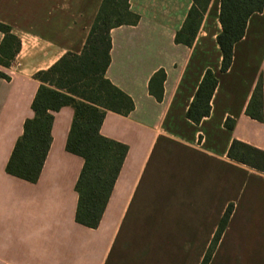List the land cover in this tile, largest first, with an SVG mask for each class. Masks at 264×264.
I'll list each match as a JSON object with an SVG mask.
<instances>
[{
    "label": "crops",
    "instance_id": "1",
    "mask_svg": "<svg viewBox=\"0 0 264 264\" xmlns=\"http://www.w3.org/2000/svg\"><path fill=\"white\" fill-rule=\"evenodd\" d=\"M101 0H0V22L20 40L0 67V264H200L227 207L233 210L208 264H264V172L230 160L237 140L264 151V0L220 72L219 0L190 47L174 42L192 0H129L136 25L110 30L105 78L133 102L107 111L100 134L127 147L95 228L75 221L83 159L66 151L71 107L53 112L50 146L34 183L6 172L40 85L34 75L84 46ZM3 34L0 32V42ZM217 86L209 115L185 116L205 70ZM163 70L160 101L148 84ZM261 77L263 118L245 114ZM234 121L226 129V119Z\"/></svg>",
    "mask_w": 264,
    "mask_h": 264
},
{
    "label": "trees",
    "instance_id": "2",
    "mask_svg": "<svg viewBox=\"0 0 264 264\" xmlns=\"http://www.w3.org/2000/svg\"><path fill=\"white\" fill-rule=\"evenodd\" d=\"M129 0H101L84 46L79 54L66 53L34 78L40 82L31 103L33 116L25 120L22 135L16 141L6 164V172L34 183L41 171L50 146L52 113L62 107H71L73 118L65 149L83 159V166L75 185L78 202L75 221L85 227H97L127 147L102 136L100 126L107 111L126 115L133 108L132 100L105 78L110 62L109 32L122 25H136L138 15L129 9ZM211 0H192L174 42L190 47L200 28ZM263 0H219L218 22L221 28L216 43L221 54L220 72L231 65L232 49L244 35L248 18L260 13ZM3 34L0 42V67H9L19 51L20 40L10 26L0 22ZM0 79L9 77L0 71ZM163 70L149 80L148 92L156 101L162 98ZM217 79L207 69L197 86L186 111V118L198 124L209 115L210 99ZM245 114L256 121L263 118L262 80L259 77L251 94ZM234 121L226 119L224 127L232 129ZM227 157L237 163L264 172V151L243 142L232 140ZM232 204L225 208L216 231L200 264H208L227 221Z\"/></svg>",
    "mask_w": 264,
    "mask_h": 264
},
{
    "label": "built area",
    "instance_id": "3",
    "mask_svg": "<svg viewBox=\"0 0 264 264\" xmlns=\"http://www.w3.org/2000/svg\"><path fill=\"white\" fill-rule=\"evenodd\" d=\"M12 65H13V66H15V65H16V63L14 64V62H11V63H10V66H12Z\"/></svg>",
    "mask_w": 264,
    "mask_h": 264
}]
</instances>
